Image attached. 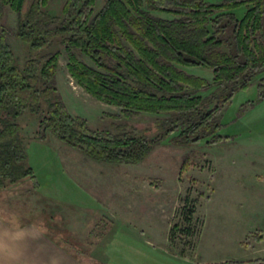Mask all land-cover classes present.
Instances as JSON below:
<instances>
[{
	"label": "rangeland",
	"instance_id": "1",
	"mask_svg": "<svg viewBox=\"0 0 264 264\" xmlns=\"http://www.w3.org/2000/svg\"><path fill=\"white\" fill-rule=\"evenodd\" d=\"M105 2L96 1V13ZM65 3L49 0L45 8L61 17ZM246 10L236 11V16L243 18ZM2 25L23 67L31 53L16 35L17 15L9 8ZM51 51L60 52L57 84L72 116L85 119L95 131L133 127L151 137L159 133L158 121L166 115L129 116L101 102L71 76L60 40ZM76 55L93 66L88 57L78 51ZM186 70L213 82L211 70ZM262 77L238 91L219 114L218 134L228 141L179 144L174 134L139 164L93 160L44 132L41 117L27 111L17 122L39 187L26 178L0 189L2 220L7 225H38L82 264L264 260V99L258 90ZM215 89L199 94L207 97ZM149 178L162 182L160 190L149 185Z\"/></svg>",
	"mask_w": 264,
	"mask_h": 264
},
{
	"label": "trees",
	"instance_id": "2",
	"mask_svg": "<svg viewBox=\"0 0 264 264\" xmlns=\"http://www.w3.org/2000/svg\"><path fill=\"white\" fill-rule=\"evenodd\" d=\"M48 1L0 0V189L26 178L39 187L17 122L27 111L41 117L44 132L107 164L142 163L174 134L175 143L187 145L229 140L218 134L219 114L264 74V0H106L98 13L97 0H66L61 17L46 11ZM243 7L239 19L236 11ZM6 8L17 15L16 35L30 49L23 67L2 25ZM57 40L81 87L125 115H166L158 119L159 133L95 131L72 116L57 84L60 52L51 51ZM194 68L211 70L213 82L186 70ZM214 87L207 97L199 94ZM258 90L264 99V77ZM147 181L160 190V180Z\"/></svg>",
	"mask_w": 264,
	"mask_h": 264
},
{
	"label": "crops",
	"instance_id": "3",
	"mask_svg": "<svg viewBox=\"0 0 264 264\" xmlns=\"http://www.w3.org/2000/svg\"><path fill=\"white\" fill-rule=\"evenodd\" d=\"M0 264L82 263L38 225H7L0 216Z\"/></svg>",
	"mask_w": 264,
	"mask_h": 264
}]
</instances>
